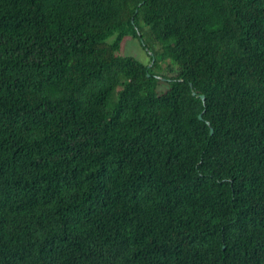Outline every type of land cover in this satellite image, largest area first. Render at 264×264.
<instances>
[{"label":"trees","instance_id":"16d2710c","mask_svg":"<svg viewBox=\"0 0 264 264\" xmlns=\"http://www.w3.org/2000/svg\"><path fill=\"white\" fill-rule=\"evenodd\" d=\"M0 264H264V0H0Z\"/></svg>","mask_w":264,"mask_h":264},{"label":"rangeland","instance_id":"374dc122","mask_svg":"<svg viewBox=\"0 0 264 264\" xmlns=\"http://www.w3.org/2000/svg\"><path fill=\"white\" fill-rule=\"evenodd\" d=\"M141 24L144 26L143 32L145 34L146 30L149 31V26L144 25L143 22H141ZM146 39L149 42L151 40L147 36H146ZM152 48L153 50H150L148 52L147 49L143 47L141 41L138 38L129 35V36L124 37L122 44H121V49H120L119 54L134 56L138 60H140L142 63L150 65L152 63L151 55L154 52V47ZM162 87H165V89H168L169 86L168 84L167 86L162 85L159 87V89L163 90Z\"/></svg>","mask_w":264,"mask_h":264},{"label":"water","instance_id":"95a60500","mask_svg":"<svg viewBox=\"0 0 264 264\" xmlns=\"http://www.w3.org/2000/svg\"><path fill=\"white\" fill-rule=\"evenodd\" d=\"M195 93V91H193ZM201 97L204 99L205 96L204 95H201ZM202 117V115H200ZM212 132H213V128H212Z\"/></svg>","mask_w":264,"mask_h":264}]
</instances>
